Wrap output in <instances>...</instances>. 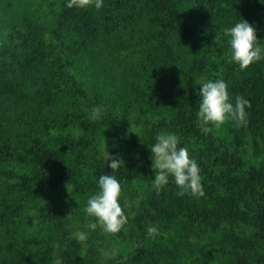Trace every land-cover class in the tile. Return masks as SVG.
Instances as JSON below:
<instances>
[{
  "label": "trees",
  "instance_id": "trees-1",
  "mask_svg": "<svg viewBox=\"0 0 264 264\" xmlns=\"http://www.w3.org/2000/svg\"><path fill=\"white\" fill-rule=\"evenodd\" d=\"M66 3L0 0V264H264V60L241 70L223 36L243 18L264 48V3ZM215 79L250 102L246 126L201 131L195 82ZM162 131L197 161L202 196L152 187ZM104 174L128 205L117 234L87 227Z\"/></svg>",
  "mask_w": 264,
  "mask_h": 264
},
{
  "label": "clouds",
  "instance_id": "clouds-1",
  "mask_svg": "<svg viewBox=\"0 0 264 264\" xmlns=\"http://www.w3.org/2000/svg\"><path fill=\"white\" fill-rule=\"evenodd\" d=\"M260 2L264 3V0ZM103 3L104 0H67L66 6L77 9L94 6L99 10ZM223 36L227 37L228 61L237 64L241 70L264 60V48L259 43L261 39L257 37L254 25L247 20L241 18L232 26L224 28ZM216 38L219 39V36ZM195 83L200 86L197 91L199 100L196 117L202 132L208 133L213 128L219 129L227 121L235 122L237 127L247 125L246 108L250 106V102L243 96H236L234 101L230 99L224 80H201ZM107 149L108 145L101 144L99 150L107 167L114 172L120 167L121 160L112 159L113 154ZM149 149L154 170L152 187L156 191L164 189L171 178L179 189L177 193L179 196L186 193L193 196L204 194L201 168L189 149L181 145V138L178 135L162 131L156 135L155 142ZM97 184L99 191L88 198L84 208L87 216L94 218L87 227L92 231L99 227L107 234H117L128 223V216L124 210L128 205L121 203L122 185L116 176L111 174L99 176ZM157 233V226L147 227L149 237ZM88 235L87 231H77L74 238L79 242H86ZM54 264H63L62 258L57 257Z\"/></svg>",
  "mask_w": 264,
  "mask_h": 264
}]
</instances>
